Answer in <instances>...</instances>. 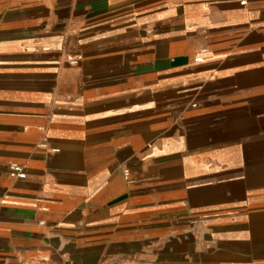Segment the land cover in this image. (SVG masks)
Listing matches in <instances>:
<instances>
[{"label":"crops","instance_id":"obj_1","mask_svg":"<svg viewBox=\"0 0 264 264\" xmlns=\"http://www.w3.org/2000/svg\"><path fill=\"white\" fill-rule=\"evenodd\" d=\"M256 144L264 0H0V264H264Z\"/></svg>","mask_w":264,"mask_h":264},{"label":"rangeland","instance_id":"obj_2","mask_svg":"<svg viewBox=\"0 0 264 264\" xmlns=\"http://www.w3.org/2000/svg\"><path fill=\"white\" fill-rule=\"evenodd\" d=\"M251 160V181L253 184H264V144H256ZM255 151V152H254Z\"/></svg>","mask_w":264,"mask_h":264},{"label":"built area","instance_id":"obj_3","mask_svg":"<svg viewBox=\"0 0 264 264\" xmlns=\"http://www.w3.org/2000/svg\"><path fill=\"white\" fill-rule=\"evenodd\" d=\"M208 49L207 48H203L200 51V54L198 56L195 57V61L196 62H203L205 60V55L207 54ZM82 56L78 55V56H68V61L70 64L72 65H76L79 63V61L81 60ZM41 147H46L47 145L45 143H42L40 145ZM54 151H57L58 149H53ZM10 173L12 177H16V178H24L26 177V168L22 163L19 162H12L10 164ZM127 173V171H126Z\"/></svg>","mask_w":264,"mask_h":264}]
</instances>
